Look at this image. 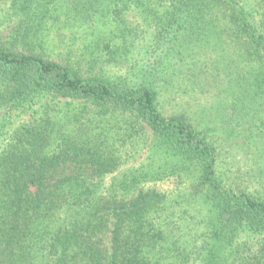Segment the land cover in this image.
I'll list each match as a JSON object with an SVG mask.
<instances>
[{
    "label": "trees",
    "instance_id": "trees-1",
    "mask_svg": "<svg viewBox=\"0 0 264 264\" xmlns=\"http://www.w3.org/2000/svg\"><path fill=\"white\" fill-rule=\"evenodd\" d=\"M232 69L229 123L264 142V0H0V109L80 105L32 110L0 150V264H264V196L222 176L219 111L162 100Z\"/></svg>",
    "mask_w": 264,
    "mask_h": 264
},
{
    "label": "rangeland",
    "instance_id": "rangeland-1",
    "mask_svg": "<svg viewBox=\"0 0 264 264\" xmlns=\"http://www.w3.org/2000/svg\"><path fill=\"white\" fill-rule=\"evenodd\" d=\"M130 18L135 25L138 24L132 14ZM142 28L141 26L140 29ZM8 31L5 30L4 36L8 34ZM231 50L229 48L228 52ZM137 57V54L134 55L135 59ZM125 71L126 69L123 72L125 73ZM231 71L233 72V69L229 71V76L219 78L220 80L223 79V83L218 79H214L213 76H209L208 79H198L197 83L200 80L202 81L201 85L203 86L200 87L193 86L184 76L186 80L175 81L172 84L173 88L169 87V90L162 94V100L166 110L173 111L188 108L192 113H195V118L201 115V110L205 112H208V108L209 110H218L220 114L218 117L224 120L219 124L220 126L216 132L220 143H222V156L219 164L222 176L224 178L228 177L229 181L235 182L239 187L245 188L248 185L251 191L264 196V142H258L259 135H256L254 130H249L250 122H237L238 120L235 119L233 124V122L229 123L228 120L232 111L231 104L234 102L235 95L233 96V91L236 90V87H234L236 73H230ZM111 73L119 74L121 71L113 70ZM203 88L205 90L200 92L199 90ZM47 103H57L58 107L63 109H77L80 107L78 103L69 100H56L53 102L50 98H40L22 111L10 113L5 109H0V150L10 140L14 131L30 119L32 110L39 109ZM203 115L205 116V113ZM213 117L209 113L206 115L207 127ZM186 184L189 185L187 182ZM146 187H153L168 193L180 188L174 178L154 184L151 183ZM187 192H189V189H187ZM121 197L123 196L121 195Z\"/></svg>",
    "mask_w": 264,
    "mask_h": 264
}]
</instances>
